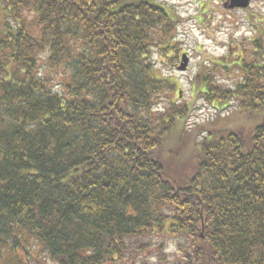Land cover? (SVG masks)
Listing matches in <instances>:
<instances>
[{
	"label": "trees",
	"instance_id": "trees-1",
	"mask_svg": "<svg viewBox=\"0 0 264 264\" xmlns=\"http://www.w3.org/2000/svg\"><path fill=\"white\" fill-rule=\"evenodd\" d=\"M179 21L159 0H0V264H170L168 241L173 264H264V27L233 86L221 59L191 83L249 123L180 162Z\"/></svg>",
	"mask_w": 264,
	"mask_h": 264
},
{
	"label": "rangeland",
	"instance_id": "rangeland-1",
	"mask_svg": "<svg viewBox=\"0 0 264 264\" xmlns=\"http://www.w3.org/2000/svg\"><path fill=\"white\" fill-rule=\"evenodd\" d=\"M159 1L172 7L180 18L175 45L178 53L171 51V62H166L163 58L165 64L161 68L162 74L173 76L175 80H178L182 91L179 94L175 93L174 98H177L179 104L193 102L192 111L184 124L188 133L185 131V134H182L180 129L177 130L179 127L175 129L180 140L188 142L187 147L185 143L173 142L171 143L173 147L169 148L179 154L181 162L190 155V143L196 148L200 142L199 139L211 130L233 128L237 125L246 127L249 123V120L234 105L217 114L200 96L193 97L191 83L201 68H211L209 63H212L213 59L223 60L227 68L223 73H215L216 80H221L222 84L229 86L236 83L239 74L235 72L234 65L245 52L252 54L250 41L252 36H255L256 26L264 27V0H250L247 9H229L230 0ZM182 54L188 57H186L187 70L180 73L177 68L180 66ZM174 98L168 97L171 100ZM160 106L164 107V104ZM182 146L184 149L179 152ZM176 153L163 155V159L170 167L177 161ZM166 243L168 244L166 252L170 254L169 263L173 264L178 260V255H174V244L170 241Z\"/></svg>",
	"mask_w": 264,
	"mask_h": 264
},
{
	"label": "water",
	"instance_id": "water-1",
	"mask_svg": "<svg viewBox=\"0 0 264 264\" xmlns=\"http://www.w3.org/2000/svg\"><path fill=\"white\" fill-rule=\"evenodd\" d=\"M249 4V0H231L230 8H246ZM187 67V58L186 56H182V62L178 67V70L183 72Z\"/></svg>",
	"mask_w": 264,
	"mask_h": 264
}]
</instances>
